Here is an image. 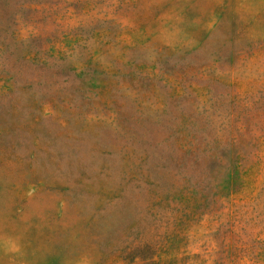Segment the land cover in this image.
Returning a JSON list of instances; mask_svg holds the SVG:
<instances>
[{
  "label": "rangeland",
  "instance_id": "374dc122",
  "mask_svg": "<svg viewBox=\"0 0 264 264\" xmlns=\"http://www.w3.org/2000/svg\"><path fill=\"white\" fill-rule=\"evenodd\" d=\"M0 264H264V0H0Z\"/></svg>",
  "mask_w": 264,
  "mask_h": 264
}]
</instances>
